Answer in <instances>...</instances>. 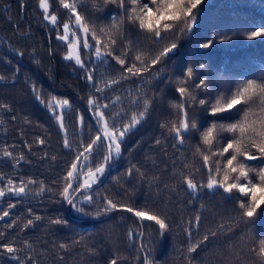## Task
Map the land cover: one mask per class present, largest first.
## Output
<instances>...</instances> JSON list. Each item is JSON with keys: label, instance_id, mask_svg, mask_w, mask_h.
Wrapping results in <instances>:
<instances>
[{"label": "trees", "instance_id": "1", "mask_svg": "<svg viewBox=\"0 0 264 264\" xmlns=\"http://www.w3.org/2000/svg\"><path fill=\"white\" fill-rule=\"evenodd\" d=\"M81 3L84 6L78 11L86 13L97 28L110 25L111 17L119 15L116 5H104L103 0H98L100 7L96 10L92 0H81ZM51 8L57 12L61 24L68 19L69 14L60 8L58 0H51ZM259 26H264V0H205L193 31L181 37L177 41L178 48L155 66L160 75L144 88L149 96L155 95L150 114L126 137L121 146L122 154L114 157L106 179L90 190L94 196L99 193L101 198L108 196L118 203L155 210L167 218L171 228L162 236L157 231L158 226L149 221L142 222L143 241L148 245L146 251L153 264H187L184 253L189 240L184 228L198 213L201 221L199 230L193 229V243L222 222L236 218L239 209L235 195L211 194L205 189L189 204L193 197L182 183V177L174 172L176 169L190 171L184 169L183 165L188 161L183 158L192 159L199 132L191 134L185 145L174 148L175 141L160 128V124L175 115L170 107V101L177 98L175 81L189 66L198 78H207L213 84L210 92L213 99L219 91L234 88L241 81L264 76V38L247 39V34ZM56 35L52 26L43 20L38 0H0V77H4L0 79V104L8 106L0 108V150L7 146L14 156L20 153L25 156V160L13 168L15 162L5 159L0 152V174L17 183L20 177L43 180L52 189L37 197L34 195L37 184L31 186L32 194L26 197L8 195L0 198V215L4 210L10 213L0 219V232L5 233L0 243L14 242L16 247L23 248L27 241L31 249L16 253L25 259V264H32L27 259L29 256L36 264H109L114 256L122 258L120 264H142L139 239L129 240L128 237L129 229L138 232L141 223L131 213L115 211L107 216H96L94 213L102 205L93 203L81 205L86 213H93L85 215L63 202L58 194L62 186L60 177L71 163L73 154L63 147V133L55 120V114H60V110L50 112L46 106L48 100L52 97L69 100L71 107L65 110V121L73 147L81 139L89 140V123L93 128L95 126L87 109L90 89L84 74L72 62L63 59L66 45L58 41ZM124 37L125 42H132L134 50L141 47L152 55L175 38L168 34L156 44L148 34L132 25L125 26ZM209 40L215 43L207 49L200 47ZM119 51L117 47L116 52ZM200 64L206 67L201 69ZM33 86L42 93L45 104L36 100ZM128 87L133 85H125ZM77 109L85 116L84 126L79 130L75 119ZM238 118V114H232L233 120ZM195 119L207 127L213 118L198 108ZM94 134L93 131L91 135ZM38 137L45 141L43 145L36 143ZM157 139L161 141L159 145ZM26 144L30 149L25 147ZM103 154L101 149L97 159ZM130 168L132 174L128 175ZM140 172L144 173V178ZM193 178L199 181L201 174L195 173ZM9 203L16 207L8 209ZM36 215L41 220H34L30 227L21 231L27 220ZM55 219L64 223H51ZM13 221L16 223L9 228ZM232 228V232L220 233L198 248L192 254L194 264H252L253 254L247 250L251 241L245 244L240 239L241 235L247 234L245 225L240 223ZM251 230L257 239L264 236V214L256 217ZM61 243L67 244L68 249H59ZM229 243L234 245L232 251L228 249ZM89 248L93 251L89 252ZM0 264L18 262L0 256Z\"/></svg>", "mask_w": 264, "mask_h": 264}, {"label": "snow or ice", "instance_id": "2", "mask_svg": "<svg viewBox=\"0 0 264 264\" xmlns=\"http://www.w3.org/2000/svg\"><path fill=\"white\" fill-rule=\"evenodd\" d=\"M204 2L205 0H103L104 5H116L119 15L111 17L110 25L97 28L86 13L78 11L79 7L84 6L81 0H58L60 8L69 14L62 24L57 12L51 8V0H38L43 20L56 31V39L66 45L63 59L72 62L75 68L84 74L83 78L90 89L87 109L91 120L95 121V128L91 123L87 125L89 140L85 142L81 139L78 145L73 147L65 121V110L71 107L69 100L55 97L48 100L46 106L50 112L60 110V114H55V120L63 133V147L73 154L71 163L60 177L62 186L58 194L63 202L85 215L93 213H86L81 205L90 206L93 203L102 205L94 213L96 216L115 211L131 213L141 223L138 232L129 229L128 237L129 240L139 239L138 251L143 253L142 264H153L149 252L146 251L148 245L143 241L145 233L142 222L149 221L158 226L157 231L162 236L171 228L167 218L155 210L118 203L108 196L101 198L99 193L94 196L90 190L101 182L114 157L121 156V146L126 137L150 114L155 95L149 96L144 88L150 86L155 77L160 75L159 71H155V66L164 62L178 48L177 41L181 37L188 36L193 31ZM23 7L21 2V8ZM92 7L94 10L100 7L98 0H92ZM126 25H132L141 33L148 34L156 44L168 34H173L175 38L152 55L141 47L134 50L131 41L125 42ZM256 38H264V26L256 27L247 34L250 41ZM214 43V40H209L200 47L207 49ZM117 47L120 48L119 53L116 52ZM49 51L51 53V49ZM18 54L23 55V52ZM116 65H119V68H116ZM199 67L204 69L206 66L200 64ZM129 83L133 87L125 88ZM175 83L177 98L170 101L175 115L162 122L160 128L175 141L172 145L174 148L185 145L191 134L199 132V141L193 146L192 159L183 158L188 161L184 163V169L190 171L186 173L176 169L174 172L182 177V183L193 197L189 204L198 199L206 189L211 194L220 192L227 197L235 195L239 209L235 219L229 218L228 221L222 222L215 230L205 233L194 243L193 229L199 230L201 216L198 213L194 219H190L188 226L184 228L189 240L184 260L187 264H194L192 254L198 248L220 233L232 232L233 225L243 223L247 234L241 235L240 239L245 244L251 241L247 250L253 254L252 264H264V236L257 239L251 230L256 217L264 214V76L241 81L234 88L219 91L215 99L210 94L213 84L207 78H198L191 66L176 78ZM32 90L36 100L45 104L42 93L35 86ZM7 107L0 104V108ZM198 108L213 118L207 127L198 124L195 119ZM233 113L238 114L239 118L233 120ZM75 119L79 130L85 121V116L79 109L76 110ZM93 131L95 134L91 135ZM222 133L227 135H221ZM36 143L43 145L45 141L38 137ZM160 143V139H157L156 144ZM25 147L30 149L27 144ZM101 149L104 154L102 158L97 159ZM0 152L5 159L15 162L13 168L25 160L23 153L14 156L7 146ZM136 170L139 172V169ZM195 173L201 174L199 181L193 178ZM131 174L130 168L128 175ZM140 176L144 178V173L140 172ZM0 184V198L8 195L26 197L32 194L31 186L37 184L38 188L34 193L37 197L46 191H52L43 180L37 181L31 177H20L17 183L11 177L6 178L0 174ZM15 207L16 204H8V209ZM28 211L31 214L32 210ZM9 214L8 210H4L0 219L8 217ZM34 220L39 221L41 217L36 215L33 219H28L21 231L30 227ZM15 223L16 221H13L8 227L11 228ZM51 223L61 224L64 221L55 219ZM4 236L5 233L0 232V238ZM73 243L79 244L80 241ZM58 247L67 250L69 246L61 243ZM25 249H31L27 241L24 242L23 248L16 247L14 242L0 243V256H7L18 264H25V259L16 255ZM228 249L232 251L234 245L229 243ZM92 251L93 249L89 248V252ZM27 259L36 264L31 256ZM121 259L114 256L109 264H120Z\"/></svg>", "mask_w": 264, "mask_h": 264}, {"label": "water", "instance_id": "3", "mask_svg": "<svg viewBox=\"0 0 264 264\" xmlns=\"http://www.w3.org/2000/svg\"><path fill=\"white\" fill-rule=\"evenodd\" d=\"M22 17V16H21ZM93 121V120H92ZM93 124H94V126H95V121H93ZM110 167H111V164L107 167V169H106V173H105V175L102 177V180H101V182L100 183H102L105 179H106V177L108 176V173H109V171H110ZM100 183H98L97 185H99ZM107 216V215H106ZM105 216V217H106Z\"/></svg>", "mask_w": 264, "mask_h": 264}, {"label": "rangeland", "instance_id": "4", "mask_svg": "<svg viewBox=\"0 0 264 264\" xmlns=\"http://www.w3.org/2000/svg\"><path fill=\"white\" fill-rule=\"evenodd\" d=\"M90 114V113H89ZM93 122V121H92ZM111 168V167H110ZM109 174V173H108Z\"/></svg>", "mask_w": 264, "mask_h": 264}]
</instances>
